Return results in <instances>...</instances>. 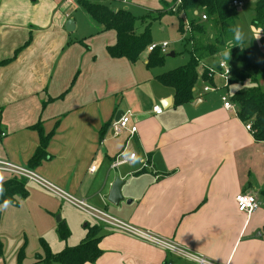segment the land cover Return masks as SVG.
Returning a JSON list of instances; mask_svg holds the SVG:
<instances>
[{
  "label": "crops",
  "instance_id": "obj_1",
  "mask_svg": "<svg viewBox=\"0 0 264 264\" xmlns=\"http://www.w3.org/2000/svg\"><path fill=\"white\" fill-rule=\"evenodd\" d=\"M7 1L0 0V159L217 264H264V141L223 106L222 96L232 92L222 79L215 76L210 91L200 81L193 101L176 105L174 90L158 80L163 73L147 66L149 54L135 62L112 56L116 32L103 30L87 12L84 23L76 0H46L45 6L27 0L25 10ZM214 58L203 61L211 67ZM158 105L160 114L153 110ZM128 110L137 131L115 136L111 124ZM39 128L51 135L45 157L31 167ZM123 151L137 159L113 167ZM13 176L0 171V183ZM117 177L125 180L124 199L113 204ZM240 193L260 202L250 217L237 210ZM92 219L85 237L100 226L102 253L84 264H197ZM59 222L70 235L67 222Z\"/></svg>",
  "mask_w": 264,
  "mask_h": 264
},
{
  "label": "trees",
  "instance_id": "obj_2",
  "mask_svg": "<svg viewBox=\"0 0 264 264\" xmlns=\"http://www.w3.org/2000/svg\"><path fill=\"white\" fill-rule=\"evenodd\" d=\"M85 9L89 16L103 27V30L116 32L117 41L108 47L109 53L114 57H125L135 62L146 47L152 43L149 27L138 33L136 30V16L128 8L111 7L113 1L123 0H76ZM173 4L177 0H172ZM245 1V0H244ZM166 3V2H165ZM170 6V5H168ZM178 12H187L191 15L188 24L190 38L193 40V51L187 64L177 67L158 76V80L165 86L171 87L175 92L176 105H182L193 101L195 90L200 81L216 87L213 78L209 77V69L203 60L212 58L230 47V57L236 64L233 67L228 85L225 87L232 92L231 101L238 107V115L244 123H251L256 140L264 141V64L258 66L251 62L249 52L238 46L235 39L237 8L233 7L232 0H182L178 5ZM202 13L211 20L213 38L207 35V26L195 19V15ZM201 15V18H202ZM253 25L264 32V0H256L254 6ZM180 32L185 33L182 19L179 18ZM209 34V33H208ZM233 42V43H232ZM239 42V41H238ZM225 48V49H224ZM9 60L1 63L5 64ZM165 55L160 48L151 51L148 55L147 66L159 67L164 64ZM250 81V85L245 83ZM236 86V89H230ZM38 127V126H37ZM41 135L40 145L31 159V167L37 165L46 155V146L51 133ZM29 194L24 178L14 175L0 183V205L5 202H14L17 196L27 197ZM1 222V210H0ZM100 226H92L88 229L86 237L76 246L66 247L58 253H53L45 240L42 246L45 257L40 259L46 264H84L95 261L102 253L99 247L101 240ZM58 232L62 239L69 236L68 228L60 222ZM24 250L19 253L22 258ZM3 256V243L0 238V258Z\"/></svg>",
  "mask_w": 264,
  "mask_h": 264
},
{
  "label": "rangeland",
  "instance_id": "obj_3",
  "mask_svg": "<svg viewBox=\"0 0 264 264\" xmlns=\"http://www.w3.org/2000/svg\"><path fill=\"white\" fill-rule=\"evenodd\" d=\"M255 2L256 0H245L244 5L237 9L235 23L236 28L241 30L242 40L236 41L238 46H243L249 52L252 63L262 66L264 64V32L258 30L252 23ZM39 3L45 6L46 0H40ZM175 5L176 3L173 4L172 0H123L110 3L111 7L117 9L128 8L136 16L138 33L143 32L148 26L152 43L167 42L169 44L163 52L165 55L164 64L154 68L153 71L164 73L185 65L190 60L194 44L187 26L191 15L187 12H178V5L174 10L173 6ZM7 6L16 10H25L28 3L27 0H10L7 1ZM77 7H79L80 14L83 13L86 16L82 21L87 23L90 17L81 6ZM201 15L202 13H198L195 15V19L206 26L208 25L207 35L213 38L214 25L211 20L202 19ZM179 18L184 24V34L180 32ZM231 45L229 43L225 46L226 50L224 51L229 52L226 61L236 67L230 57L228 47ZM148 47L149 45L141 54L140 59L149 54ZM224 51L215 56L213 62L210 63V66L216 71H218L220 59H225L222 55ZM170 52H174L175 56H168L167 54ZM250 83L247 81L245 85L249 86ZM230 90L233 91L234 88L232 87ZM222 92L224 93L225 90ZM212 94L219 95L221 92L217 91ZM27 186L30 190L28 197L18 196L17 204L8 203L7 207H4L5 204L1 207L3 210L0 236L3 243V256L0 258V264H46L44 261H39L45 257V251L41 245L42 240L47 242L53 253H58L66 246L80 243L86 234L85 224L96 222L79 208L37 182L28 180ZM59 221H65L69 226L70 235L66 239H62L59 235ZM22 249L24 254L20 258L19 253Z\"/></svg>",
  "mask_w": 264,
  "mask_h": 264
},
{
  "label": "built area",
  "instance_id": "obj_4",
  "mask_svg": "<svg viewBox=\"0 0 264 264\" xmlns=\"http://www.w3.org/2000/svg\"><path fill=\"white\" fill-rule=\"evenodd\" d=\"M182 0H177L176 5L181 4ZM244 0H232V5L233 7L241 8L244 5ZM176 5L173 6L174 10H176ZM202 19H207L206 15H202ZM187 30L190 31L189 24L187 26ZM169 46L167 42H164L162 44H155L151 43L148 47V51L151 52L157 48H160L163 52L164 50ZM221 60H224L223 58L220 59L219 64H218V71H216L213 67H208L209 69V77L214 78L215 76H218L222 79V82L224 85H228L229 79L231 77L233 68L232 66L226 61V67L221 65ZM216 87L212 85H207L204 87L205 91H210V90H215ZM223 100V106L227 110H233L235 112H238V107L236 104H234L229 96L227 94L222 96ZM154 112L157 114H160L163 112V108L161 106H155L153 108ZM133 113L132 111L128 110L124 112V114L118 119L112 122L111 128L112 132L115 136H118L122 134L124 131H129L130 134H134L137 131V126L132 125L131 126V121H132ZM245 128L249 132H254L252 128L251 123H247L245 125ZM2 136H5L6 134L3 132L1 133ZM133 157H137L136 153H132L130 155H127L124 151L118 154V156L115 158L113 162V167H117L121 164L128 163L133 161ZM146 166V164L144 165ZM91 171L96 170V165L91 166L90 168ZM0 171L2 172H8L11 173L12 175H16L18 177L27 179V180H32L37 182L38 184L42 185L43 187L49 189L53 193L57 194L61 198L65 199L67 202L71 203L75 207L85 211L88 213L90 216L100 220L101 222L105 224L112 225L124 232H127L128 234L135 236L143 241H146L148 243L160 246L161 248L175 253L176 255L194 261L197 264H217L206 257H204L201 254L192 252L186 247L181 246L174 240H171L169 238L163 237L155 232L149 231V230H143L139 229L135 226H132L130 224L124 223L122 221H119L110 215H108L105 212H101L88 204H86L84 201L79 200L65 192L64 190L58 188L54 184L48 182L41 176H39L33 169L20 166L18 164H15L11 161L5 160V159H0ZM235 202H236V207L238 212L245 214L247 217H250L253 215L260 206V202L257 199V197L253 194L249 193H240L235 197ZM168 264H173L169 262Z\"/></svg>",
  "mask_w": 264,
  "mask_h": 264
},
{
  "label": "water",
  "instance_id": "obj_5",
  "mask_svg": "<svg viewBox=\"0 0 264 264\" xmlns=\"http://www.w3.org/2000/svg\"><path fill=\"white\" fill-rule=\"evenodd\" d=\"M168 56H175L174 52H170L167 54ZM124 114V111H119L117 115L115 116V120H118L122 115ZM125 184V180L120 179L119 177L116 178L112 185V189L110 192L109 201L113 204H118L120 201L124 199L122 195V186Z\"/></svg>",
  "mask_w": 264,
  "mask_h": 264
},
{
  "label": "clouds",
  "instance_id": "obj_6",
  "mask_svg": "<svg viewBox=\"0 0 264 264\" xmlns=\"http://www.w3.org/2000/svg\"><path fill=\"white\" fill-rule=\"evenodd\" d=\"M234 31H235V39H236L237 41L242 40V33H241V30H240L239 28H236ZM222 55H223V57H224L225 59H224V60H221V65L224 66V67H226V60H227V58L229 57V52H228V51H224V52L222 53ZM136 159H137L136 157H133V162H135ZM8 203H10V202H6L5 205H4V207H7V206H8ZM0 210H3V209L0 208Z\"/></svg>",
  "mask_w": 264,
  "mask_h": 264
}]
</instances>
